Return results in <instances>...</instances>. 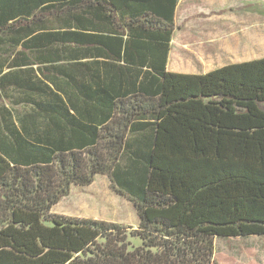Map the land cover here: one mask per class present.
I'll use <instances>...</instances> for the list:
<instances>
[{"label":"trees","instance_id":"obj_1","mask_svg":"<svg viewBox=\"0 0 264 264\" xmlns=\"http://www.w3.org/2000/svg\"><path fill=\"white\" fill-rule=\"evenodd\" d=\"M127 1L0 0V264H219L217 239L264 236V59L170 73L178 0ZM146 7L160 26L126 20ZM100 175L141 247L54 212Z\"/></svg>","mask_w":264,"mask_h":264},{"label":"crops","instance_id":"obj_2","mask_svg":"<svg viewBox=\"0 0 264 264\" xmlns=\"http://www.w3.org/2000/svg\"><path fill=\"white\" fill-rule=\"evenodd\" d=\"M149 1L153 3V0ZM244 1L178 0L173 14L174 30L169 42L167 71L205 75L228 65L264 59V4L245 6ZM131 2L129 0L127 4ZM163 4L168 5L166 0ZM151 7L128 12L126 20L135 15L146 19L149 26H160L166 18ZM166 43L160 37L148 39V46L155 49L154 53L145 51L148 63L158 62L159 52Z\"/></svg>","mask_w":264,"mask_h":264},{"label":"rangeland","instance_id":"obj_3","mask_svg":"<svg viewBox=\"0 0 264 264\" xmlns=\"http://www.w3.org/2000/svg\"><path fill=\"white\" fill-rule=\"evenodd\" d=\"M243 4L263 6L264 2L245 0ZM54 212L68 217L123 225L131 248L136 249L143 244L139 237L131 236L139 226V218L133 205L112 189L107 176H97L89 187L74 186L71 194L54 207ZM215 252L219 264H264V236L217 239Z\"/></svg>","mask_w":264,"mask_h":264}]
</instances>
